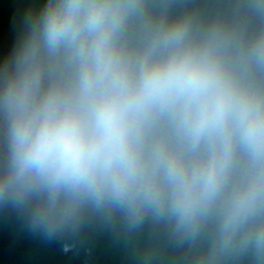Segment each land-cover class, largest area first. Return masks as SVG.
Wrapping results in <instances>:
<instances>
[{
	"label": "water",
	"instance_id": "95a60500",
	"mask_svg": "<svg viewBox=\"0 0 264 264\" xmlns=\"http://www.w3.org/2000/svg\"><path fill=\"white\" fill-rule=\"evenodd\" d=\"M127 5L114 35L118 54L134 71L176 48L210 50L234 87L264 106V0H120ZM67 0H0V264H264V190L234 228L225 216L253 166L236 144L224 183L193 220L182 221L171 197L136 204L126 199L61 189L14 172V112L9 87L38 73L34 97L69 93L80 62L68 48L50 51L43 35L48 15ZM182 30L180 41L166 37ZM147 158L159 146L194 164L206 155L178 135L165 113L143 133ZM163 181V173H160ZM167 190V185L165 184Z\"/></svg>",
	"mask_w": 264,
	"mask_h": 264
},
{
	"label": "clouds",
	"instance_id": "9594fccd",
	"mask_svg": "<svg viewBox=\"0 0 264 264\" xmlns=\"http://www.w3.org/2000/svg\"><path fill=\"white\" fill-rule=\"evenodd\" d=\"M126 10L120 0H67L48 15L44 44L77 56L78 83L37 101L38 73L30 70L8 88L16 177L38 180L53 193L107 194L133 204L170 196L180 219L191 221L221 189L239 143L253 173L227 209L225 226L234 228L264 190V106L234 87L208 49L176 48L134 71L113 39ZM182 37L177 29L166 40ZM165 113L183 142L193 149L205 145L203 158L190 164L163 146L145 156L144 130Z\"/></svg>",
	"mask_w": 264,
	"mask_h": 264
}]
</instances>
